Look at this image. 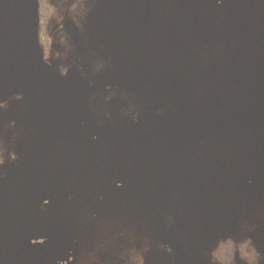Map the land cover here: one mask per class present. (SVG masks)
Returning <instances> with one entry per match:
<instances>
[{
  "label": "rangeland",
  "instance_id": "obj_1",
  "mask_svg": "<svg viewBox=\"0 0 264 264\" xmlns=\"http://www.w3.org/2000/svg\"><path fill=\"white\" fill-rule=\"evenodd\" d=\"M37 4L0 0V75L43 79L120 144L51 142L28 87L1 81L0 264H264V0ZM138 133L182 160L165 199L174 163L121 160Z\"/></svg>",
  "mask_w": 264,
  "mask_h": 264
},
{
  "label": "water",
  "instance_id": "obj_2",
  "mask_svg": "<svg viewBox=\"0 0 264 264\" xmlns=\"http://www.w3.org/2000/svg\"><path fill=\"white\" fill-rule=\"evenodd\" d=\"M29 2V15L34 18L36 12L38 13L39 11V5L37 4V0H29ZM20 12L22 19L16 18L14 13L13 16H10L13 19L11 31L15 30L20 25V21H23L24 19V12ZM36 21L38 22L37 18ZM39 48L40 47L36 41V49L40 51L42 55V51ZM48 69L49 68H47V70ZM1 81H10L15 85H24L28 87L30 95L32 96L34 104L37 108L39 121L51 131V142L71 149L83 158L99 157L104 153L114 151L120 144V142L102 139L99 137V134L91 130L92 127L88 123H82L78 117L70 113L68 109H65L61 100L45 90L43 79L40 78L35 82L34 80L31 81V79L28 77L21 79L0 75V82ZM92 126L94 127V125ZM156 147L155 140L152 138V136L145 133L135 134L128 141L127 152L121 157V160L123 162H131L141 150H147L156 158L169 160L170 162L174 163L176 167L174 169L173 175L164 189V192L159 196V199H165L168 192L172 189V187H174L180 178V162L169 153L165 151H159ZM43 157L44 155L41 153L33 162L29 171L18 180L17 186L13 191V195L17 194L21 183H23L29 175L33 174L37 170ZM157 200L158 199H155V201Z\"/></svg>",
  "mask_w": 264,
  "mask_h": 264
},
{
  "label": "flooded vegetation",
  "instance_id": "obj_3",
  "mask_svg": "<svg viewBox=\"0 0 264 264\" xmlns=\"http://www.w3.org/2000/svg\"><path fill=\"white\" fill-rule=\"evenodd\" d=\"M48 57V56H47ZM49 60V59H48ZM39 91V90H38ZM37 118H38V114H37ZM39 120V119H38ZM40 122V121H39ZM41 123V122H40ZM83 123V122H82ZM44 125V124H43ZM45 126V125H44ZM91 128V127H90ZM91 130L92 131H94V129H92L91 128ZM146 134V133H145ZM149 135V134H148ZM151 136V135H150ZM153 138V137H152ZM157 148V147H156ZM158 149V148H157ZM145 151H147V150H145ZM148 152V151H147ZM164 152V151H163ZM76 153V152H75ZM150 153V152H149ZM151 155H152V153H150ZM154 156V155H153ZM155 157V156H154ZM159 159V158H158ZM167 161H169V160H167ZM177 161H179L180 162V164H179V169H180V165H181V163H182V160H179V159H177ZM170 162V161H169ZM172 163V162H171ZM176 166V165H175ZM174 172V171H173ZM173 175V174H172Z\"/></svg>",
  "mask_w": 264,
  "mask_h": 264
},
{
  "label": "bare ground",
  "instance_id": "obj_4",
  "mask_svg": "<svg viewBox=\"0 0 264 264\" xmlns=\"http://www.w3.org/2000/svg\"><path fill=\"white\" fill-rule=\"evenodd\" d=\"M258 108V107H257ZM257 108L255 109V110H257ZM234 115V114H233ZM231 117H229V118H227V119H225V120H223V121H221V122H224V121H226V120H228V119H230ZM214 126H216V125H214ZM204 127V126H203ZM166 129L167 128H164L163 130H165L166 131ZM217 139H213L212 141H210V143H212V142H214V141H216ZM205 146V145H204ZM203 146V147H204Z\"/></svg>",
  "mask_w": 264,
  "mask_h": 264
},
{
  "label": "trees",
  "instance_id": "obj_5",
  "mask_svg": "<svg viewBox=\"0 0 264 264\" xmlns=\"http://www.w3.org/2000/svg\"><path fill=\"white\" fill-rule=\"evenodd\" d=\"M180 258L177 259V261H175L173 264H180Z\"/></svg>",
  "mask_w": 264,
  "mask_h": 264
}]
</instances>
